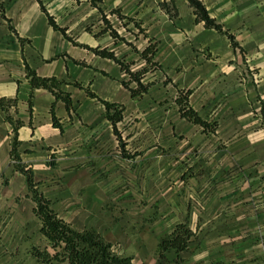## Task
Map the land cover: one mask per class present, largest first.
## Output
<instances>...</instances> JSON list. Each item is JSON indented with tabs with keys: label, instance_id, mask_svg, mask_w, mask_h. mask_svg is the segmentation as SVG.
Masks as SVG:
<instances>
[{
	"label": "crops",
	"instance_id": "0c3cea01",
	"mask_svg": "<svg viewBox=\"0 0 264 264\" xmlns=\"http://www.w3.org/2000/svg\"><path fill=\"white\" fill-rule=\"evenodd\" d=\"M162 1L0 0V97H18L15 116L24 120L18 130L22 160L33 167L39 188L60 217L77 229H95L117 244L119 253L131 256L133 264H146L142 259L158 247L160 235L181 222L170 225L166 216V232H154V214L147 211L139 219L132 217L131 206H116L122 181L138 176L139 155L146 161L143 169L155 157L158 140L153 120L146 116L151 109L147 99L166 92L174 103L178 90L189 88L190 105L209 122L205 128L181 116L175 103L166 107V164H179L168 176L198 179L200 186L213 180L215 213L230 196L239 195L238 203L248 201L252 182L264 196V173L252 171L264 162V0H202L210 16L233 34L236 47L226 34L196 21L187 0H174L173 15ZM48 14L75 42L111 50L133 70L145 65L133 46L142 50L150 38L156 40L153 60L160 66L143 76V82H152L147 91L132 97L121 82L119 63L66 37L52 26ZM26 64L42 76L66 81L62 88L70 93L72 106L68 110L60 99L55 104L62 131L52 122L54 96L48 89L34 90L28 111ZM86 88L101 99L124 104L117 133L104 104ZM10 129L0 109V226L13 227L18 237L39 234L48 245L34 203L25 195V177L10 159ZM195 162H201L202 169L193 166ZM19 192L30 206H5ZM181 196L179 207L184 206ZM196 198L191 201L199 203ZM8 239L0 237V264H26L23 260L31 252L11 255L15 247Z\"/></svg>",
	"mask_w": 264,
	"mask_h": 264
},
{
	"label": "rangeland",
	"instance_id": "374dc122",
	"mask_svg": "<svg viewBox=\"0 0 264 264\" xmlns=\"http://www.w3.org/2000/svg\"><path fill=\"white\" fill-rule=\"evenodd\" d=\"M146 101L148 108H151L146 116L153 120V131L158 140L154 149L155 157L146 170L143 169L146 161L141 160L139 155L138 176L130 180L126 179L124 183L122 181L120 189L122 196L117 199L120 203L116 206H131L132 217L137 216L139 219H142L147 211L154 214V232L163 229L166 232V216H169L170 225L176 221L187 222L193 233L190 247L185 252L179 253L177 260L176 255L170 251L165 252L163 256L160 255L158 247L150 248L149 258L142 260H145L146 264H264V206H260L263 203L260 199H264V196L256 193V187L252 182L248 201L242 200L238 203L239 195L238 198L230 196L223 201V205L219 206L218 212L215 213V206H211V195L214 192L211 191L210 184L213 180L209 178L205 181V186L203 183L200 186L201 182L198 179H181L179 175L168 176L169 170L176 165L179 168V164H166V107H174V103L177 104L175 100L173 103L172 100L166 99V92ZM133 121L138 120L134 118ZM196 164L195 162L193 166ZM185 167L191 168L188 165ZM197 167L202 169L203 164L199 162ZM235 169L230 170L233 173H228L231 181L232 175L236 176ZM252 171L264 173V162L256 164L255 168L252 167ZM203 186L205 190L201 192ZM126 189L130 190L127 196ZM198 192H201L199 196H195L194 194ZM189 194H192V197ZM180 195L184 206L179 207ZM23 198L22 192H19L13 195L5 206H30L27 200L23 201ZM192 198L199 200V203L192 202ZM186 201L189 203L188 207L185 206ZM213 214L214 217H211ZM4 224L0 226V237L9 238L8 242L15 247L9 251L11 255L19 253L23 257L24 250L30 251L33 245L42 249L46 246L39 234L28 238L25 235L18 237L13 227ZM31 226L26 227L30 229ZM136 261L139 263L141 260ZM33 262L39 264L32 255L23 260L26 264Z\"/></svg>",
	"mask_w": 264,
	"mask_h": 264
},
{
	"label": "trees",
	"instance_id": "16d2710c",
	"mask_svg": "<svg viewBox=\"0 0 264 264\" xmlns=\"http://www.w3.org/2000/svg\"><path fill=\"white\" fill-rule=\"evenodd\" d=\"M91 1L92 3H96L97 0ZM187 1L193 8L196 21H203L204 26L214 28L221 34H226L230 39L231 44L234 47L238 46L233 34L224 28L223 24L210 16L202 0ZM161 4L166 8V12L170 15H173L172 10L176 12L174 0H164ZM41 6L42 9L45 10L43 4H41ZM48 20L54 28L62 30L66 37L75 42V40L66 34L62 27L56 24L54 18L49 14ZM141 30L142 28L139 27V31ZM111 33L114 36L118 35L114 29H111ZM75 43L83 45L97 54L112 58L119 63L124 72L121 82L124 87L129 90L132 97L142 95L147 91L152 82H143V76L147 73V71H152L160 66L157 61L153 60L157 41L152 40L151 38L142 50H138L135 46H133V48L139 53L140 58L145 60V65L134 70L130 68V64L128 62H124L111 50L99 48L97 46L93 47L88 44L78 42ZM26 77L29 80L31 88L27 101L28 111L30 113L32 112L34 90L36 88L48 89L54 96L50 109L52 113V122L62 131L61 123L55 114V104L56 101L60 99L65 103L68 110L72 106L70 93L62 88V85L66 83V81L56 76H42L27 64ZM73 84L77 87H83V85L77 81H74ZM86 92L91 96H96L104 104L105 116L110 120L114 131L117 133L116 123L123 118L122 112L124 110V104L101 99L88 88H86ZM190 93L191 89L189 88L178 90V94L174 100L178 105L180 115L207 128L206 126L209 122L203 119L190 105ZM17 103V96L0 97V109L4 111V118L11 125L9 150L10 159L14 168L25 177V195L30 197L33 201V212L41 221L40 231L48 239V245H46L43 249L35 245L31 247L30 252L33 257L44 264H133L131 256L119 253L117 250V244L106 240L95 229L90 227L77 229L73 227L69 222L58 215V212L52 206V200L44 196L42 190L38 186L39 181L34 178L33 167L25 163L20 156L19 146L21 140L18 137V130L24 124V120L15 116V113L18 111ZM211 128H214V126H211ZM192 233V229L187 222L176 223L170 233L159 238L158 249L160 255L163 256V254L167 251H174L177 260L179 252L188 248Z\"/></svg>",
	"mask_w": 264,
	"mask_h": 264
}]
</instances>
